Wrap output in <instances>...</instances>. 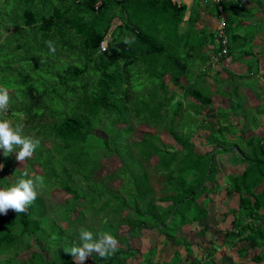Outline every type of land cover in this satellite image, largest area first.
Masks as SVG:
<instances>
[{"label":"trees","instance_id":"1","mask_svg":"<svg viewBox=\"0 0 264 264\" xmlns=\"http://www.w3.org/2000/svg\"><path fill=\"white\" fill-rule=\"evenodd\" d=\"M98 1L0 0V88L10 96L0 118L40 141L22 170L14 167L16 153L5 155L0 149V186L25 171L42 178L37 198L25 211L10 208L0 214V264H210L194 256L196 249L210 257L209 247L227 249L240 241L243 245L234 252L238 259L264 264V186L255 191L264 185V134L252 133L264 131V87L257 91L263 101L256 107L243 103L230 85L231 74L226 80L215 71L212 90L205 66L215 64L222 44L216 32L196 30V10L184 21L182 0H101L96 10ZM196 1L201 6L202 0ZM252 1L261 5V0ZM206 5L216 15L219 6L225 12L229 8L223 0ZM241 15L242 24L252 12L241 6ZM237 20L227 18V34ZM234 40L233 35L219 67L250 55L244 43L241 55L235 54ZM262 68L257 59L246 76L264 77ZM171 87L182 88L184 98L196 103L173 104ZM215 94L229 100L228 108L217 110V129L207 119L196 120L213 106ZM144 125L155 132L143 131L139 141L132 140ZM198 130L207 131L202 139L211 151L196 150L191 138ZM162 133L180 148L163 143ZM115 156L120 167L105 168L103 160ZM223 156L233 165H245L226 177V196H237L238 207L222 214L223 219L232 216L230 230L203 244L210 229L207 204L220 189H209L207 183L217 181L216 159ZM55 191L70 198L56 203ZM121 228H127L125 235ZM82 229L96 238L111 233L118 241L116 251L75 261L67 251L79 242ZM186 229L196 230L199 245L185 238ZM146 233L157 239L140 255L142 248L135 249L131 241ZM167 248L170 260H154ZM23 252L29 254L26 260L19 258Z\"/></svg>","mask_w":264,"mask_h":264},{"label":"rangeland","instance_id":"2","mask_svg":"<svg viewBox=\"0 0 264 264\" xmlns=\"http://www.w3.org/2000/svg\"><path fill=\"white\" fill-rule=\"evenodd\" d=\"M241 2H246V7L249 8V10L253 9V1L252 0H241ZM197 3V2H196ZM257 11L251 16L250 19H246L243 23V27L240 29V31L238 32L239 34H237L236 36L239 37V39H235V42H239L240 41H247V43H251L252 46V51L254 52L252 54V56L257 53L258 48H264V0H261V5H257V3L254 4ZM258 6V8H257ZM227 15V13H226ZM228 18V15H227ZM206 24L210 26V28L214 30L217 28V25L214 24V20L213 21H208L206 20L205 17L200 18L198 20V22L195 24V28L196 30H200L201 28L204 27V25ZM186 27V24L183 23L182 24V28ZM258 31H260L261 33L259 34ZM256 32V34H255ZM236 32H231L230 35L228 34L229 39L231 37H233V35ZM252 37V38H251ZM235 43V44H236ZM105 45H107V42L105 41ZM234 46V44H233ZM247 48L250 47H245V50H247ZM240 48H236L234 53L238 54V52L240 51ZM203 53H207V49H203ZM258 54V53H257ZM256 56V55H255ZM261 68L263 67V65H260ZM205 70L206 72V76H205V82L209 85H211L212 90H216V85L214 83L213 77H214V72L219 70L222 73V76L224 79L228 80L229 77H231L230 74H235L234 75V83H235V88L238 90V95L243 98V103L245 105L251 106V107H256L259 102H258V97L257 94L254 93L253 91H256V88L254 89L251 85L250 86H242L243 83H248V84H252L255 82V80H248L250 78H246V80L244 79H239L236 77V75H241L243 74V70H241V66L238 67V65H235V68L232 67V64H229L228 62H224L222 63V65L220 67H218L217 65L213 69L208 68V65L205 66ZM233 77V76H232ZM248 80V81H247ZM182 85H186V81L183 78L181 81ZM263 81H257V84L255 85V87H262ZM229 88V85H225L224 89L227 90ZM171 91H175L176 92V96L175 98L172 100V103H176V102H181L183 103L184 107H187V102H193L196 103V101L192 98V97H188V98H184V90L182 88H174L171 87L170 88ZM257 97V98H256ZM235 98V97H234ZM237 103H240L241 98L237 99ZM229 107V100L222 98L221 96L215 94L213 97V106L212 107H207L203 113L202 116L197 117L196 120H198L199 123L202 122V120L207 119L208 121H210L211 126L214 129H217V123L216 121H219L216 117V113L217 110L220 108H228ZM184 117L183 113H181L177 118H176V122H181L182 118ZM138 131L136 133H134L132 135V140L134 141H139L141 139L142 136V132L143 131H152L155 132L154 129L148 128L147 126H140L137 127ZM263 127L259 128L258 130L252 132V133H257L259 135H263ZM207 131H202V130H198L197 132L194 133V135L191 138V141L195 144L196 150L199 152H207V151H211L212 150V146H206L204 145V141L202 139V136L206 135ZM160 139L163 143L165 144H170L171 146H173L174 148L179 149V145H177V143L173 140V138L171 136H169V134H165L162 133L160 135ZM231 136V135H230ZM16 156V155H15ZM229 156H223V159L221 161H218V159H216V164H217V181L213 182V183H207V186L209 187V189H212L214 186L218 185L220 187V189L218 191H216L215 193L211 194L210 197V202H208L207 207L209 209V215H208V223H209V232L207 233V237L204 238V242H201V239L198 237V235L196 236V230L194 231H189V230H184L183 235L185 236V238L187 240H190L193 242V244H196L201 242L203 244H207L209 239H219L220 236L223 234L224 231L226 230H230L231 226V220H232V216H230L227 219H223L222 218V214L224 212L229 211L230 209H237L238 207V199L237 196H233L231 199H228V197L226 196V192H225V186L227 185V175L228 174H238L242 171V169L245 167V165L237 163L236 165L231 164V161H228ZM16 159V157H15ZM156 163V158H152L150 161L151 165H154ZM0 164H2L0 162ZM26 165V159L24 161H20L17 160L14 162V167H16L17 169H24ZM103 165L105 166V168L109 169V170H114L118 167H120L121 162L118 159V157H112V158H107L103 160ZM1 169V168H0ZM35 172H40L39 169L37 167H35L34 169ZM33 174V173H31ZM118 184H115V186H117ZM264 185L259 186L255 191L258 192L262 189ZM54 199L56 201V203H62L67 201L70 198V195L66 194L65 192L62 191H55L53 193ZM204 197H201L198 200V203H202ZM62 226H65V224H62ZM194 228V226H193ZM201 228V226H200ZM127 233V228H121L120 230V234L121 235H125ZM181 233V232H180ZM179 233V234H180ZM157 239V236L153 233H146V236L142 239H138V240H133L132 242V246L139 249V247L142 248L139 249V254L141 255L143 252V248L144 250H150L153 248L154 243ZM243 245V243L240 241L238 242L234 247H230L227 249H223V248H211L209 247V250L212 253V255H210V257H208V254H205L202 250L200 249H196L197 252L194 253V256L200 258L202 261L204 260H210V264H253L252 261L250 260V257L248 259H238L234 252L236 248H241V246ZM36 249V248H35ZM181 251V253H183V248L181 247L179 249ZM142 251V252H141ZM160 257L161 262L164 261H168L171 258V251L170 248H167L165 251H162L159 255L158 253L155 255L154 260H157ZM20 260H26L27 258H29V254L26 252H23L20 254ZM90 260V256H88L86 258V260L84 262H89ZM76 261V260H75ZM78 262V261H77ZM130 264H134V263H130Z\"/></svg>","mask_w":264,"mask_h":264},{"label":"clouds","instance_id":"3","mask_svg":"<svg viewBox=\"0 0 264 264\" xmlns=\"http://www.w3.org/2000/svg\"><path fill=\"white\" fill-rule=\"evenodd\" d=\"M50 51L55 52V47L50 44ZM10 96L8 90L0 88V114L5 112L9 105ZM40 141L32 136L25 135L21 126H13L8 119L0 118V149L5 155L16 153V159L24 161L31 157ZM3 164H0V168ZM38 182L42 178L33 179L27 171L8 186H0V214H7L11 208L17 213L26 210L38 196ZM117 238L111 233H104L99 238L88 229H82L79 234V242L73 244L67 252L71 253L78 262H84L94 252L100 256H108L116 251Z\"/></svg>","mask_w":264,"mask_h":264},{"label":"crops","instance_id":"4","mask_svg":"<svg viewBox=\"0 0 264 264\" xmlns=\"http://www.w3.org/2000/svg\"><path fill=\"white\" fill-rule=\"evenodd\" d=\"M183 1V3L186 5V7H187V11H186V15H185V17H184V21L186 22V20L189 18V16H190V14H191V12L193 11V10H196L197 12H199V17L200 18H203V17H206V20H208V21H213L214 20V24L215 25H217V15H216V13H215V11H212L211 10V8H207L206 6L207 5H204L203 4V2L202 3H200L201 4V6H199L198 5V3H196L197 1L196 0H194V1H192V0H182ZM224 2H226V3H228V5H229V8H228V10L226 11L227 12V15H228V18H230L232 15H235L237 18H238V20H237V22H238V24H236L234 27H235V30L233 31V32H236L235 34H234V36H235V39H239V37L238 36H236L237 34H239L238 32L240 31V29L243 27V23H244V21L246 20V19H244L243 21H242V24H241V18L243 17V15H241V6H246V2H241V0H223ZM236 1V2H235ZM255 2L253 3V9H251V12H252V14H253V12L255 13L256 11H257V9H256V7H255ZM236 8V9H235ZM248 8V7H247ZM249 9V8H248ZM231 11V12H230ZM212 12V13H211ZM214 14V15H213ZM209 16V17H208ZM252 16V15H251ZM251 18V17H250ZM250 18H248V19H250ZM204 27L205 28H208L210 31H213V32H216V29H215V31H214V28H213V30L210 28V26L209 25H207L206 26V24L204 25ZM256 33V32H255ZM258 33L260 34L261 32L260 31H258ZM252 38V37H251ZM236 42H235V40H234V46H233V44H232V47H236V48H240L241 49V44L242 43H244L245 44V46H244V48L243 49H245V47H250V48H247V50H249L250 49V55L248 54V55H243L244 57H243V59H241V60H238V61H234V62H232L231 61V64H232V67L233 68H235V65H238V67L239 66H241V70H243V74H241V75H236V77L237 78H239V79H244V80H246V78H249V77H247L246 76V71L248 70V65H250L251 63L253 64L254 63V61H257V59H258V63L261 65H263V67H264V48H258V50H257V53H255L253 56H252V54L254 53L253 51H252V46H251V43H247V41H240V43L239 42H237L236 44H235ZM206 49V48H205ZM207 53H210V51H208V49H207ZM238 54H240L241 55V50L238 52ZM256 55V56H255ZM210 63H211V61H210ZM228 63L230 64V62L228 61ZM208 68H211V69H213L214 70V68H215V64H213L212 66L210 65V64H208ZM217 71H219V70H217ZM214 74H215V72H214ZM233 77L231 78V79H234V75L235 74H231ZM220 78L221 79H224L223 78V76H222V74H221V76H220ZM230 78V77H229ZM254 78H256V80L255 79H248V80H255V82L254 83H252V84H248V83H243L242 84V86H250L251 87V85H252V87L255 89L256 88V91H253L254 93H256L257 95H258V93H257V91L259 92V91H261L263 88L262 87H264V77H254ZM214 80V79H213ZM247 80V81H248ZM261 80L263 81V83H262V87H255V85L257 84V81H260L261 82ZM214 83H215V81H214ZM216 85V84H215ZM229 85V84H228ZM230 85H232V88H235L234 86H235V83H234V81H230ZM234 85V86H233ZM236 89V88H235ZM239 96V95H238ZM240 97H241V95H240ZM257 98V97H256ZM263 101V100H262ZM262 101L260 100V99H258V102H259V104H261L262 103ZM264 102V101H263ZM258 104V105H259Z\"/></svg>","mask_w":264,"mask_h":264},{"label":"built area","instance_id":"5","mask_svg":"<svg viewBox=\"0 0 264 264\" xmlns=\"http://www.w3.org/2000/svg\"><path fill=\"white\" fill-rule=\"evenodd\" d=\"M194 1V0H192ZM213 3H219V0H211ZM203 4L206 5L208 3V0H202ZM101 0H99L95 6V9L97 10L100 6ZM226 25H227V15L226 12L222 7H218L217 10V28H216V35L218 39L221 41L222 44V50L219 53L217 57L213 58L214 63L217 65L219 57L226 54L229 48V37L226 32ZM105 42L101 43V49H105ZM218 66V65H217ZM219 67V66H218ZM261 73L264 75V68H262Z\"/></svg>","mask_w":264,"mask_h":264},{"label":"bare ground","instance_id":"6","mask_svg":"<svg viewBox=\"0 0 264 264\" xmlns=\"http://www.w3.org/2000/svg\"><path fill=\"white\" fill-rule=\"evenodd\" d=\"M9 1H10V0H9ZM210 1H211V0H210ZM237 1H238V0H237ZM235 2H236V1H235ZM211 6H212V5H211ZM235 9H236V8H235ZM216 10H217V9H216ZM230 12H231V11H230ZM211 13H212V12H211ZM213 15H214V14H213ZM208 17H209V16H208ZM205 18H206V17H205ZM2 32H3V31H2ZM2 32H1V33H2ZM232 32H233V31H232ZM9 38H10V37H9ZM6 41H7V40H6ZM14 43H15V42H14ZM20 43H21V42H20ZM15 44H16V43H15ZM9 46H10V44H9ZM13 46H14V45H13ZM31 46H32V45H31ZM32 47H33V46H32ZM1 48H2V47H1ZM11 48H12V47H11ZM21 48H22V47H21ZM33 48H35V47H33ZM33 48H32V49H33ZM37 51H38V50H37ZM13 52H14V50H13ZM26 54H27V53H26ZM29 55H30V54H29ZM29 55H28V56H29ZM16 56H19V55L17 54ZM8 58H9V57H8ZM10 58H11V57H10ZM31 58H33V57H31ZM33 60H34V59H33ZM29 61H30V60H29ZM22 63H23V62H22ZM12 67H13V66H12ZM15 71H16V70H15Z\"/></svg>","mask_w":264,"mask_h":264}]
</instances>
